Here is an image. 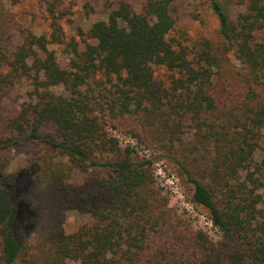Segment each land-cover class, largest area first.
<instances>
[{
	"label": "trees",
	"instance_id": "1",
	"mask_svg": "<svg viewBox=\"0 0 264 264\" xmlns=\"http://www.w3.org/2000/svg\"><path fill=\"white\" fill-rule=\"evenodd\" d=\"M178 1L116 0L66 34L42 0L47 30L11 49L0 6V264H264V0H200L216 29L192 49L169 35ZM158 160L216 238L168 206ZM70 209L88 221L67 230Z\"/></svg>",
	"mask_w": 264,
	"mask_h": 264
},
{
	"label": "rangeland",
	"instance_id": "2",
	"mask_svg": "<svg viewBox=\"0 0 264 264\" xmlns=\"http://www.w3.org/2000/svg\"><path fill=\"white\" fill-rule=\"evenodd\" d=\"M42 0H0V6L7 13L3 19L7 23V29L3 28V41H6L8 49L17 43L20 29H30L36 32L45 30L46 21ZM57 8L63 13L60 21L66 34H73L77 28L86 29L90 23L101 19L116 0H57ZM132 6L139 8L142 0H128ZM239 7H234L238 10ZM232 10V9H229ZM232 11V12H233ZM175 22L169 35L181 46L192 49L203 37H211L216 29V21L206 5L200 0H179L175 9ZM2 23V22H1ZM47 30V29H46ZM161 74L160 72H158ZM58 90V88H57ZM25 93L24 82H16L10 93L4 98V110L10 113ZM108 132L116 137L122 144L125 140H131L116 130L108 129ZM264 144V141H261ZM139 152L149 154V150L142 148ZM35 148L28 143L19 144L7 152L5 157L8 161V172L23 166L26 161L35 156ZM143 154V153H142ZM156 182L161 184L167 204L177 216L183 218L192 228H199L206 232L211 238H216V233L205 214L198 208L192 206L185 197L178 179L166 171L162 160L153 164ZM88 221L86 215L75 210L65 212V228L72 230Z\"/></svg>",
	"mask_w": 264,
	"mask_h": 264
},
{
	"label": "built area",
	"instance_id": "3",
	"mask_svg": "<svg viewBox=\"0 0 264 264\" xmlns=\"http://www.w3.org/2000/svg\"><path fill=\"white\" fill-rule=\"evenodd\" d=\"M127 143L132 145L134 142L132 140H125L124 144H127ZM142 153H143L144 156H148V154H145V152H142Z\"/></svg>",
	"mask_w": 264,
	"mask_h": 264
}]
</instances>
